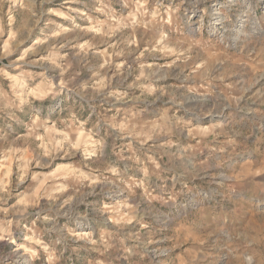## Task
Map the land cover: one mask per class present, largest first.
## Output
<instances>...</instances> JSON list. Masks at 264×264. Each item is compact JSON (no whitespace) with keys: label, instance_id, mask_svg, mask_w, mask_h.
Listing matches in <instances>:
<instances>
[{"label":"clouds","instance_id":"1","mask_svg":"<svg viewBox=\"0 0 264 264\" xmlns=\"http://www.w3.org/2000/svg\"><path fill=\"white\" fill-rule=\"evenodd\" d=\"M0 264H264V0H0Z\"/></svg>","mask_w":264,"mask_h":264}]
</instances>
